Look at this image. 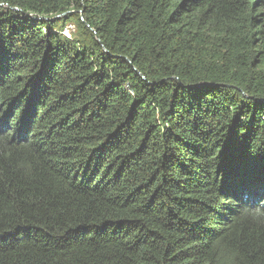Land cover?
<instances>
[{
    "label": "trees",
    "instance_id": "obj_1",
    "mask_svg": "<svg viewBox=\"0 0 264 264\" xmlns=\"http://www.w3.org/2000/svg\"><path fill=\"white\" fill-rule=\"evenodd\" d=\"M0 264H264V0H0Z\"/></svg>",
    "mask_w": 264,
    "mask_h": 264
},
{
    "label": "rangeland",
    "instance_id": "obj_2",
    "mask_svg": "<svg viewBox=\"0 0 264 264\" xmlns=\"http://www.w3.org/2000/svg\"><path fill=\"white\" fill-rule=\"evenodd\" d=\"M63 17V15L62 16H60L59 18H58V16L57 17H55V20L56 19H60V18H62ZM40 20H48V19H45V18H39ZM74 30L73 29V26H69L68 28H65L63 31H62V34L64 35V36H66V37H68V38H71L72 36H71V32H70V30Z\"/></svg>",
    "mask_w": 264,
    "mask_h": 264
},
{
    "label": "water",
    "instance_id": "obj_3",
    "mask_svg": "<svg viewBox=\"0 0 264 264\" xmlns=\"http://www.w3.org/2000/svg\"><path fill=\"white\" fill-rule=\"evenodd\" d=\"M60 16H58V18H59Z\"/></svg>",
    "mask_w": 264,
    "mask_h": 264
}]
</instances>
